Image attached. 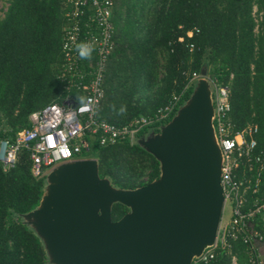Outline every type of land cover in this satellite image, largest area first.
<instances>
[{"label":"trees","instance_id":"trees-1","mask_svg":"<svg viewBox=\"0 0 264 264\" xmlns=\"http://www.w3.org/2000/svg\"><path fill=\"white\" fill-rule=\"evenodd\" d=\"M4 1L0 137H11L29 126L30 112L59 100L55 75L65 8L63 0ZM110 20L113 48L106 61L100 118L122 125L136 116H151L178 96L166 123L187 99L191 74L198 73L205 61L207 77L227 86L231 131L254 125V152L264 147V0H113ZM147 130H139L136 137ZM87 155L96 159L98 175L108 176L118 187L134 188L159 176L154 157L126 139L107 145L90 141L81 157ZM246 166L242 159L235 171L238 178L252 177ZM44 177L30 174L24 150L12 168L0 167V264H50L39 236L20 220L39 203ZM263 185L264 172L261 189ZM126 211V205L114 202L111 217L117 219ZM251 225L264 232L260 215ZM233 256L237 264H250L241 240L218 245L214 256L202 264H230Z\"/></svg>","mask_w":264,"mask_h":264},{"label":"water","instance_id":"water-1","mask_svg":"<svg viewBox=\"0 0 264 264\" xmlns=\"http://www.w3.org/2000/svg\"><path fill=\"white\" fill-rule=\"evenodd\" d=\"M171 118L135 137L159 176L134 188L97 173L95 158L52 167L39 203L21 214L50 264H191L212 245L223 210L221 152L206 68ZM120 202L128 211L112 219Z\"/></svg>","mask_w":264,"mask_h":264},{"label":"built area","instance_id":"built-area-1","mask_svg":"<svg viewBox=\"0 0 264 264\" xmlns=\"http://www.w3.org/2000/svg\"><path fill=\"white\" fill-rule=\"evenodd\" d=\"M63 6L61 61L55 75L61 89L59 100L30 112L28 127L15 131L11 137H0V167L3 171L15 165L21 150L27 153L30 174L45 176L59 163L82 159L81 153L88 150L90 141L107 145L126 139L132 143L139 130L163 124L178 100V96H172L151 116H136L122 125L100 118L98 108L104 94L106 61L113 48L110 20L113 0H63ZM185 34L189 37L191 31ZM177 40L180 41L181 37ZM81 43L92 46L91 59L79 57L76 46ZM191 48L192 44H189ZM197 77L198 73H192L189 82ZM205 78L210 85L213 132L221 152L223 209L229 201L231 214L227 220L220 219L214 242L194 257L191 264L207 262L214 256L215 248L227 244L228 240H241L246 245L249 263L261 264L256 242L264 240V232L253 227L251 221L264 212V185L260 188L264 147L254 152L257 145L253 137L254 125L231 131L227 86L217 83L214 78ZM242 159H245L252 177L242 174L238 178L235 174ZM252 194L253 199L249 200ZM230 264H237L234 256Z\"/></svg>","mask_w":264,"mask_h":264},{"label":"rangeland","instance_id":"rangeland-1","mask_svg":"<svg viewBox=\"0 0 264 264\" xmlns=\"http://www.w3.org/2000/svg\"><path fill=\"white\" fill-rule=\"evenodd\" d=\"M5 6H6V2L4 0H1L0 1V15H2V11L4 10ZM203 67H205V68L207 67L205 61H203L201 64V68H203ZM159 75H160V73L158 74V76ZM206 76H207V73H206ZM193 82L194 81H192V84H193ZM103 101L105 102V96H104ZM85 158H93V157L87 155ZM230 214H231V206H230L229 201H228V203H226L224 209L222 210L221 219L227 220ZM20 220L23 222V217L21 215H20Z\"/></svg>","mask_w":264,"mask_h":264},{"label":"clouds","instance_id":"clouds-1","mask_svg":"<svg viewBox=\"0 0 264 264\" xmlns=\"http://www.w3.org/2000/svg\"><path fill=\"white\" fill-rule=\"evenodd\" d=\"M77 53L81 59H91L92 46L86 43H81L76 46ZM125 109L122 107L120 112L123 113Z\"/></svg>","mask_w":264,"mask_h":264},{"label":"crops","instance_id":"crops-1","mask_svg":"<svg viewBox=\"0 0 264 264\" xmlns=\"http://www.w3.org/2000/svg\"><path fill=\"white\" fill-rule=\"evenodd\" d=\"M260 218L264 220V212L260 214ZM256 243L261 255V264H264V240L257 241Z\"/></svg>","mask_w":264,"mask_h":264}]
</instances>
